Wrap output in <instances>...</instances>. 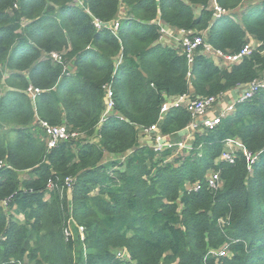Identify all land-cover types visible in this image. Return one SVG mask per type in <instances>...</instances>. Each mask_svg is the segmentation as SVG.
<instances>
[{
  "label": "trees",
  "instance_id": "obj_1",
  "mask_svg": "<svg viewBox=\"0 0 264 264\" xmlns=\"http://www.w3.org/2000/svg\"><path fill=\"white\" fill-rule=\"evenodd\" d=\"M158 23L250 53L189 62ZM252 82L213 130L171 139L191 115L164 103ZM42 123L68 138L48 148ZM152 125L185 147L155 151ZM228 139L250 170L220 159ZM0 264H264V0H0Z\"/></svg>",
  "mask_w": 264,
  "mask_h": 264
},
{
  "label": "built area",
  "instance_id": "obj_2",
  "mask_svg": "<svg viewBox=\"0 0 264 264\" xmlns=\"http://www.w3.org/2000/svg\"><path fill=\"white\" fill-rule=\"evenodd\" d=\"M214 9V17L218 18L220 15L225 14L220 8L217 6L213 7ZM93 25L96 29H101L102 24L98 20H94ZM159 25V33L163 39H167L168 42H172L178 45H181L183 51L185 52L188 61H191V54L192 52L199 46L203 45L204 53L208 56L213 57L215 60H221L223 64L228 63H236L238 62L243 56H246L250 53V45L247 44L243 46L237 54H224L220 51L214 50L206 43H203L202 37H192V32H184L179 31L176 32L174 30H169L166 26L158 23ZM111 31L115 32L117 28L116 23H110L108 25ZM51 57L54 61L59 60V56L57 54H51ZM118 65V63H117ZM261 86L258 82L250 83L246 89L240 94V96L234 101H242L244 99H248L252 96V94L256 91V89ZM30 90V89H29ZM35 92H37L35 90ZM31 93V92H30ZM107 94V101H106V112L107 114L112 109V92L109 88H106ZM222 99V96L219 97H209V98H198L194 100H188L185 97H180L172 102L164 103L160 108V116L166 113L172 107H184L191 115V122L188 124L187 128L191 134L199 127H203L207 130H213L215 126L220 123V120L233 111L234 102L229 103L224 109H222L218 114H215L217 105L219 101ZM212 115V116H211ZM42 127L45 130L46 137H47V147L53 148L59 142L64 141L68 138V134L64 127H52L47 125L46 123H42ZM145 134V140L149 143L155 151H163L165 149H170L173 147H180L184 148L185 144L183 142H174L170 139V137L163 136L157 134V126L152 125L148 129H144L142 131ZM237 152H241L243 157L245 158V162L247 164V169L250 170L251 166L256 160V157L253 156L251 153L247 152L239 142L234 140L228 139L224 143V151L221 154L220 159L225 161L229 164L234 162V156ZM66 185L69 186L70 180H66ZM208 187L209 188H218L219 187V176L217 173H214L209 176L208 180ZM198 188L196 187L195 190ZM6 201H2L1 205H6ZM79 231L82 232V229L79 228ZM65 236H69V232H65ZM222 255V254H221Z\"/></svg>",
  "mask_w": 264,
  "mask_h": 264
},
{
  "label": "crops",
  "instance_id": "obj_3",
  "mask_svg": "<svg viewBox=\"0 0 264 264\" xmlns=\"http://www.w3.org/2000/svg\"><path fill=\"white\" fill-rule=\"evenodd\" d=\"M249 4H250L249 2L248 3L245 2V4L243 5V9L242 10L240 9V10L245 11V9L249 6ZM121 14H122V12H121ZM235 19L237 20V18H235ZM245 89H246V87L241 86V87L235 88L234 90L224 94L222 96V99L219 101L217 108H216V111H214V113L218 114L229 103L234 102ZM173 137L174 138H171V139L181 138L182 140H190L191 139V132L188 129H184L183 131H181L180 133L176 134Z\"/></svg>",
  "mask_w": 264,
  "mask_h": 264
},
{
  "label": "rangeland",
  "instance_id": "obj_4",
  "mask_svg": "<svg viewBox=\"0 0 264 264\" xmlns=\"http://www.w3.org/2000/svg\"><path fill=\"white\" fill-rule=\"evenodd\" d=\"M144 142V140H141V143H143ZM145 142H146V140H145Z\"/></svg>",
  "mask_w": 264,
  "mask_h": 264
}]
</instances>
